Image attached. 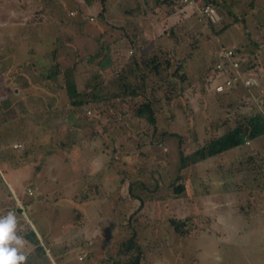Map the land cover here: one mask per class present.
<instances>
[{
	"label": "rangeland",
	"instance_id": "374dc122",
	"mask_svg": "<svg viewBox=\"0 0 264 264\" xmlns=\"http://www.w3.org/2000/svg\"><path fill=\"white\" fill-rule=\"evenodd\" d=\"M137 2L156 13L126 15ZM221 4L224 19L208 25L191 12L159 21L167 8L156 0H0V150L13 152L16 161L43 148L54 151L37 174L23 162L0 179L4 207L26 202L34 230L50 236L41 238L45 256L28 264H114L132 227L149 264H264V193L251 188L261 187L252 184L264 156L259 139L183 171V193L171 186L179 166V139L171 133L202 140L245 110L242 89L212 92L222 77L214 70L219 49H235L249 76L264 84V50L258 52L264 0ZM135 54L159 57L146 87L154 126L133 115L139 97L70 105L64 69L74 66L78 90L104 96L120 90L116 75L135 84L129 61ZM55 65L60 74L48 77ZM177 66L186 77L181 82L171 75ZM14 142L22 147L12 149ZM129 180L143 199L140 207L126 191ZM175 217L190 218L185 236L169 225Z\"/></svg>",
	"mask_w": 264,
	"mask_h": 264
},
{
	"label": "trees",
	"instance_id": "16d2710c",
	"mask_svg": "<svg viewBox=\"0 0 264 264\" xmlns=\"http://www.w3.org/2000/svg\"><path fill=\"white\" fill-rule=\"evenodd\" d=\"M208 1V0H207ZM145 3V1L143 2ZM164 5L167 8L166 13L162 16L160 20L170 17L173 13L176 17H180L183 13L191 12L192 15L195 16L196 21L198 20L197 17V10L189 7L188 5L181 2V0H156V5ZM208 3L211 7L216 6V0H209ZM218 4V3H217ZM158 5V6H160ZM163 8V7H162ZM165 10V9H164ZM147 12L156 13L153 9L147 11L146 8L139 2L134 6L132 9H128L125 11V14L128 16L133 17L134 19H140L141 17L145 16ZM103 13V11H102ZM102 15V14H101ZM92 18V17H90ZM89 18L90 21L92 20ZM107 25H115L112 24L109 19L104 20ZM180 22V19L177 20ZM214 21L213 15L204 18L203 21L208 25L212 24L210 22ZM178 22V23H179ZM78 24V23H77ZM229 24L223 25L217 32L222 31L228 27ZM79 26V25H78ZM81 27L79 26V30ZM171 34V33H170ZM125 40L134 41V39L130 38L129 36H123ZM152 42V39H149ZM99 52L101 50H98ZM136 53V52H135ZM157 54V53H156ZM153 54L152 56L145 58L143 54L139 57L130 56V72L135 79V84L133 82L128 81V79L120 74L119 76H115L116 82L120 85V90L118 92H111L102 96L101 94L93 93L92 88H87L84 91H80L77 88V84L74 80L73 72L74 66L71 65L68 68L63 70L64 76V84L65 89L68 97V101L71 106L73 107H80L81 105H88L90 103L96 102L98 100H106L110 98V100H118L120 96L125 95L126 97L133 100V98L139 97L138 103H136L133 107V115L135 117H145L147 122L151 125H155V110L153 108V102L150 100L149 96H146V87L148 82V76L150 72H157L158 71V55ZM1 68V67H0ZM180 67L177 66L174 72L171 74L175 76L180 82L185 80V74L179 71ZM60 68L58 65H55L52 70L49 71L48 77H54L60 74ZM1 75V73H0ZM223 80V76L218 78L217 81L213 84L216 85L221 83ZM212 86V92L214 94L223 95L230 90H237L240 88H231L222 91L221 93L214 91V87ZM263 86V85H262ZM264 87V86H263ZM210 88V87H209ZM211 89V88H210ZM5 95V92L2 88V75L0 76V98ZM166 98H169V95H166ZM244 98H246L244 96ZM243 98L242 104L244 105L245 110L241 113H235L231 117L225 118L223 120V128L219 130L220 132L212 133L209 136H205L202 140L198 138H193L192 134H188L185 138V135L171 133L172 136H177L179 139V150H178V157H179V166L178 172L175 176L173 182L171 183L172 189L176 195L183 193L186 189V177L184 175L185 170H189L193 168L198 162L210 159L212 157L222 156V154H226L230 150H238L241 152L238 147L241 145L246 146L250 140L255 139L261 135H264V108H262L263 112L257 108L254 104L246 103V100ZM79 100V101H78ZM1 114V110H0ZM182 139L186 140L187 145L183 147ZM248 142V143H246ZM15 144V143H14ZM21 144V143H20ZM62 146V145H61ZM12 149H20V148H13ZM64 148V147H63ZM62 148L63 152H68L70 147L66 146L64 149ZM246 151V150H245ZM244 151V152H245ZM54 151L50 148H43L40 151V155H37L33 160H31L30 166H32L33 174H37L38 170L40 169L41 165L45 163V159L52 154ZM250 156H254L253 153L249 154ZM16 155L13 152H7L0 150V160L1 159H8L14 160L13 158ZM17 157V156H16ZM22 157V156H21ZM21 158H18V161L14 160L13 163L19 162ZM24 159V157L22 158ZM238 162V161H237ZM125 180H128L127 177H124ZM130 181V180H129ZM133 183L130 181V184H127L126 191L129 196L135 199L137 203V207L142 206L143 199L134 194L132 192V185ZM31 195V194H30ZM134 202V203H135ZM13 210V213H17L16 211H20L16 206L15 208L8 209L7 213L10 210ZM21 212V211H20ZM6 215V214H5ZM4 215V216H5ZM189 217H175L169 218V225L171 226L173 232L179 236H185L187 234V225L189 221ZM129 220V219H128ZM132 227V226H131ZM17 234L21 236L24 240V247L22 251L27 256L26 264L34 261L37 259H41L42 256H45V250L41 245L40 239L36 235L35 230L26 222L25 220H17ZM147 251L143 249L139 240L137 238L136 230L132 227L131 234L128 238L120 241L118 244V249L116 252V258L114 259V264H149ZM150 258V257H149Z\"/></svg>",
	"mask_w": 264,
	"mask_h": 264
},
{
	"label": "built area",
	"instance_id": "2783aa9c",
	"mask_svg": "<svg viewBox=\"0 0 264 264\" xmlns=\"http://www.w3.org/2000/svg\"><path fill=\"white\" fill-rule=\"evenodd\" d=\"M181 2L197 10L199 21H202L204 18H207L212 14L213 9L208 3L200 5L197 0H181ZM90 19L92 20V18ZM241 64V58L235 49L221 47L214 64V70L217 75L220 74V76H223V80L221 83L213 86L214 91L221 93L226 89L237 88L240 86L244 88L247 93L246 103L254 104L263 112L264 87L260 85L256 79L249 76V72L245 74L242 70ZM20 147V143L13 144V148ZM27 193L29 195L32 194L29 188L27 189ZM9 212H13V210L11 209ZM81 258L82 257L79 256V259Z\"/></svg>",
	"mask_w": 264,
	"mask_h": 264
},
{
	"label": "crops",
	"instance_id": "0c3cea01",
	"mask_svg": "<svg viewBox=\"0 0 264 264\" xmlns=\"http://www.w3.org/2000/svg\"><path fill=\"white\" fill-rule=\"evenodd\" d=\"M209 1V0H208ZM208 1L207 0H197V2H198V4H200V5H202L203 3H208ZM200 2V3H199ZM216 2L218 3H216V6L215 7H212V9H213V11H214V14L212 13L211 15H213V17H214V22H216V24H219L220 22H222V20L224 19V16H225V14H224V11L221 9V6H222V4L221 3H223V0H216ZM209 4V3H208ZM217 8H219L220 9V11H218L217 10ZM212 11V12H213ZM230 12V11H229ZM231 13V12H230ZM172 15H174V13L172 14ZM172 15H170V16H172ZM169 18V16L168 17H166L165 19H164V22H168V21H170V20H172V19H174L175 20V16L173 17V18H171V19H168ZM163 20V19H162ZM203 21V20H202ZM254 45V44H253ZM254 46H256V45H254ZM259 47V51L258 52H261V50H264V47L261 45V44H259L258 45ZM220 50V49H219ZM262 57V56H261ZM259 61H261V58H259V56H258V58H257ZM258 65V64H257ZM242 70H243V72L246 74L248 71L242 66ZM264 73V72H263ZM258 81V83L260 84V85H263L264 86V84L263 83H261V81H259V80H257ZM237 88H240V89H242L243 91H244V94L246 95V98H247V93L245 92V90H244V88H242V87H237ZM39 95H41V94H39ZM42 98H43V96H42ZM264 135H261V136H259V137H257V139H259L260 140V147H259V149H262V148H264ZM251 141L252 140H250L249 141V143L248 144H245L246 146H250L251 145ZM14 143H16V142H14ZM14 143H12V145L14 144ZM40 146H41V144H40ZM43 146H46L44 143H43V145H42V147ZM237 152H239L238 150H230V151H228L227 153H236L237 154ZM255 152H257V151H255ZM224 154H222V156H223ZM31 158L29 159L28 158V160L26 161V159H24V161H22L21 160V162L19 161V162H16V163H10V160H8L7 158L6 159H1L0 160V179H1V176H2V174H3V172L4 171H6V170H8V169H12L13 167H17L18 165H20V164H22L23 162H26L29 166H30V162H31V160H33L36 156L35 155H29ZM260 156H262V155H259V157ZM223 157H225V156H223ZM252 158H254V159H256L257 158V156L256 155H254ZM252 158H251V160H252ZM260 159H261V162H259V164H257L258 166V170L256 171L257 172V175L260 177L258 180H255V177L254 176H252V184H253V182L255 181L256 183H257V181H258V184L261 182V187L260 188H257V187H254V186H252L251 188L253 189V188H255V190L256 191H260V196H261V194L262 193H264V184H262V179L264 180V156H262V157H260ZM46 160V159H45ZM238 162H239V160H237ZM238 162H236L235 164H237ZM46 163V162H45ZM45 163H43V164H45ZM43 166V165H42ZM41 169V168H40ZM2 180V179H1ZM255 183V184H256ZM254 184V185H255ZM1 185V184H0ZM7 186L8 187H10V189L12 190V192H14V189H13V187H12V185L10 184V183H8L7 182ZM29 187H31V185L30 184H28L27 185V187H26V190L29 188ZM6 188V187H5ZM7 189V188H6ZM30 190H31V188H29ZM263 190V191H262ZM5 194V193H4ZM4 194H1V192H0V216H4L5 214L7 215L8 213H7V211H8V209H10V208H15L16 206L18 207V209H21L19 212L18 211H16L17 213H16V218H17V220H23L22 218H24L25 219V221L26 222H28V224H30V226L32 227V224H31V222L29 221V217H28V215H27V213H26V211H25V208H26V202H21L20 200H18L17 201V204L15 205L13 202V205L11 206V207H4V203H2L1 201L2 200H4L5 201V197H7V196H5ZM32 195V194H31ZM264 195V194H263ZM8 198V197H7ZM6 198V199H7ZM7 201H8V199H7ZM10 202V201H9ZM224 202H226V200L224 201ZM7 208V209H6ZM6 209V210H5ZM39 210V209H38ZM33 228V227H32ZM34 229V228H33ZM35 232H36V235L38 236V238L40 239V242H41V238H43V239H45V238H49L50 236H47L48 234H46L45 232H43V233H41V232H39V231H37V230H35ZM48 241H49V239H48ZM82 259V258H81ZM53 263V262H52ZM50 264H51V262H50Z\"/></svg>",
	"mask_w": 264,
	"mask_h": 264
},
{
	"label": "clouds",
	"instance_id": "9594fccd",
	"mask_svg": "<svg viewBox=\"0 0 264 264\" xmlns=\"http://www.w3.org/2000/svg\"><path fill=\"white\" fill-rule=\"evenodd\" d=\"M24 240L17 234V218L13 212L0 216V264H26L22 251Z\"/></svg>",
	"mask_w": 264,
	"mask_h": 264
},
{
	"label": "water",
	"instance_id": "95a60500",
	"mask_svg": "<svg viewBox=\"0 0 264 264\" xmlns=\"http://www.w3.org/2000/svg\"><path fill=\"white\" fill-rule=\"evenodd\" d=\"M212 13L214 14V11Z\"/></svg>",
	"mask_w": 264,
	"mask_h": 264
}]
</instances>
